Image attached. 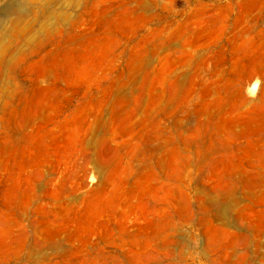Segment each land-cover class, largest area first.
<instances>
[{"label": "rangeland", "instance_id": "rangeland-1", "mask_svg": "<svg viewBox=\"0 0 264 264\" xmlns=\"http://www.w3.org/2000/svg\"><path fill=\"white\" fill-rule=\"evenodd\" d=\"M0 264H264V0H0Z\"/></svg>", "mask_w": 264, "mask_h": 264}]
</instances>
